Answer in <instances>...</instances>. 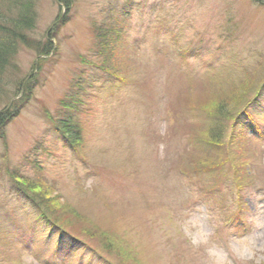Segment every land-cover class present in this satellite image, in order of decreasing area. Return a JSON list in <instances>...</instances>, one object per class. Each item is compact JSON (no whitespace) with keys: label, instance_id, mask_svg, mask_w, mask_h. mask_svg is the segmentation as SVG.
Instances as JSON below:
<instances>
[{"label":"rangeland","instance_id":"obj_1","mask_svg":"<svg viewBox=\"0 0 264 264\" xmlns=\"http://www.w3.org/2000/svg\"><path fill=\"white\" fill-rule=\"evenodd\" d=\"M123 7L128 21L117 26L116 47L123 61L116 62L125 63L118 73L129 72L134 79L108 83L86 64L103 63L98 36L119 20L109 11ZM70 10L66 16L58 0H36L26 37L42 49L51 36L52 50L45 57L21 47L5 69L0 110L32 93L0 137V264H65L41 241L34 252L24 244L25 236L40 228L22 225L37 214L30 208V214L18 215L14 181L27 185L26 191L33 188L43 205L54 209L44 206L47 216L80 238L83 249L71 257L72 264H264L262 198L250 193L246 213L238 215L237 197L224 190L227 185L216 186L217 192L206 181L198 183L214 196L192 188L193 173L205 177L209 166L226 184L236 180L233 157L225 167L220 153L198 151L203 139L209 141L217 106L227 113L243 96L251 101L253 128L264 129V5L78 0ZM175 30L182 42L193 39L194 55H175L168 45L158 52L163 33ZM124 46L134 53L125 56ZM78 85L87 93L77 116L83 141L73 154L52 129L70 119L64 105L67 96L78 97ZM223 127L221 148L232 135L231 124ZM239 132L243 135L235 138ZM236 135V153L250 149L254 159L261 157L251 172L264 182V147L251 149L243 132Z\"/></svg>","mask_w":264,"mask_h":264},{"label":"trees","instance_id":"obj_2","mask_svg":"<svg viewBox=\"0 0 264 264\" xmlns=\"http://www.w3.org/2000/svg\"><path fill=\"white\" fill-rule=\"evenodd\" d=\"M254 4L257 5H264L263 0H250ZM78 0H58L59 7L62 8V10H65L66 16L70 13V9L77 3ZM36 3V0H0V93L2 92L1 88H3L6 83V78H3L5 75V69L11 64L13 60L16 57V54L18 53L19 49L21 47H25L30 50H36V54L39 56H45L47 57L51 50H52V43L50 36V40H47V43L43 46L42 49L40 48H34L32 45L29 44V40L26 37L28 35V32L33 27V19H32V9L34 7V4ZM110 13L115 14L119 20L116 23V25L113 26V31L109 30L106 34H103L101 36H98V40L101 41L99 43V47L97 49V52L100 55V60L103 61L102 64H86L91 69L93 68L94 72L98 75L97 79H100L102 81L110 80L108 83L113 82L115 79H118L120 83H127L133 81L134 76L131 75V73H125L121 75L118 73L119 67L121 65H124L122 63H118L116 61H123V58L118 57V51L116 49L117 45L120 44L119 40V34H120V28L123 26L127 21L128 17L126 8H122L120 12L117 11V8H114V11ZM65 19V18H64ZM112 19L110 18L108 20V23H111ZM192 25V24H189ZM118 26V27H117ZM189 29V31H188ZM169 30V29H168ZM122 31V29H121ZM186 31L193 32L194 29H192L190 26H186ZM195 32V31H194ZM223 32L230 33L229 30L224 29ZM122 33V32H121ZM195 34V33H194ZM163 36L166 38L165 42L162 44L163 47H160L158 49V52L162 50L164 47L166 48L167 45L169 49H173L175 52V55L179 56H186L191 51V54L194 55L196 52L193 51L194 47V41L193 39H190L188 41L182 42L180 33L178 30H175L173 32L166 31V33H163ZM195 36V35H194ZM193 46V47H192ZM126 51L125 56L129 55V52H133L134 50L124 46ZM158 52L156 54H158ZM116 62V64H114ZM35 68L37 67V64H34ZM91 66V67H90ZM227 68V67H226ZM229 69V68H227ZM37 70V69H36ZM115 77V78H114ZM100 80H96V82H99ZM5 82V83H4ZM22 84V82L20 83ZM261 85H264V81L261 82ZM110 86V85H109ZM92 86L89 85V89H91ZM76 94L78 97L74 96H67L68 101L64 108L69 111L70 119L68 120L66 118V121H62L61 123L56 124L53 126V137L56 139V141L60 142L61 144H65L70 151L74 154L77 147H79L82 144V132L79 127V118L77 117L79 114L82 113L84 109V98H86V91L85 88L80 85L77 86ZM88 89V90H89ZM19 90V89H18ZM87 90V91H88ZM32 93V89L27 94L23 95V97H19L17 102H8V104L0 110V137L3 136V130L9 124L12 122L14 118H16L21 111L20 109L25 107L31 100L30 94ZM99 95H102L100 93ZM244 95V94H243ZM257 95V94H256ZM256 95L251 99L253 102L256 101ZM26 96V97H25ZM132 96V95H131ZM115 98H117L115 96ZM114 98V100H115ZM242 102L239 103L237 106H235L234 109H231L229 112L224 113L225 110H223V105L217 106L216 113H213V116L211 118V121L209 120V123L212 125V129L210 130L209 137L207 138L209 141L205 142V139H203L199 146L201 148H198V151L204 152L205 150L209 153H220L222 156L221 162L226 167L228 164L227 161H230L232 164V157L233 160H236V167L233 166V174L232 176L236 179L232 181L235 189L230 187L231 185L226 184V180H221L215 177V172L217 169H213L212 167H207V169H210V171H207L205 177L203 176V172L200 173L198 171H195L192 175V180L194 182L192 188L197 189L199 191L200 195H205L206 193L213 195L214 191L212 192L211 188H214L218 192V187L220 184L221 186L227 185V187L224 189L225 191L232 190L235 193V196L237 197V207L241 208L236 212L238 215L242 212L243 214L246 213L245 210V201L246 198L249 197V195L256 194L259 197H262L264 200V182H259L260 179L256 178L253 173L251 172L256 165V161L261 159L253 158L252 150H247V152H242V150H238L237 153L235 152V144L232 142L235 138H237L238 135H243L242 133H237L236 130H240L244 133V135L247 137L250 136L248 130L251 128L253 134L248 138L249 144L251 149L257 148V146L264 147V129L260 128L259 126L257 128H253V122L249 120L248 118V106L250 105L251 101L248 102V99H245V97L242 96ZM135 101V98L133 99ZM117 108L116 106L114 107ZM150 110V109H149ZM115 111V110H114ZM193 114L195 115V110H192ZM75 116V117H74ZM264 117V116H263ZM239 118H241V121H237ZM260 118V117H259ZM226 122L228 124H231V130H230V140L229 142L223 145V148H221L219 145V142L221 141V138L223 137V130H224V123ZM260 126H262L260 124ZM256 127V126H254ZM236 135V137H233ZM222 135V136H221ZM250 153H249V152ZM235 156V157H234ZM182 157V156H180ZM81 160V159H80ZM184 160L181 159V161ZM83 161V160H82ZM185 161V160H184ZM218 165H216L217 167ZM206 167V166H205ZM224 168V167H223ZM206 169V168H205ZM204 169V170H205ZM189 175V173H188ZM191 176V175H189ZM39 177V176H37ZM264 177V176H263ZM232 178H230V181ZM208 182L210 185V189H206L203 186L198 185V183ZM15 184H12L14 186L13 189H11L13 196L16 199V211L18 215H22L26 212L30 214V208L35 211L36 218L28 217L24 219L23 224L27 229H30V227H33L34 225L40 228V232L38 233L37 230H35V234L31 236H25V245L28 243V246L31 244V247L33 246L34 249L32 250L34 252L35 249H38L40 247V243L45 246L47 245V248H50L52 258L54 260H59L60 263L65 264H72L71 257L73 255L78 254V252L83 249L81 247L82 244L79 241L80 238L77 239V237L67 230V228L62 227L60 224H58L56 221L51 220L47 214L44 212V206L46 209H48L49 212H54V209L50 205H43L42 200L39 199L40 196H37L33 188L28 189L27 191L24 190L26 186L22 185V183H18L14 181ZM188 184V183H187ZM24 187V188H23ZM28 193L30 195H28ZM217 194V193H216ZM214 196V195H213ZM43 205V206H42ZM38 210V211H36ZM5 214V213H4ZM3 214V215H4ZM42 214V215H38ZM38 216V217H37ZM242 218V217H241ZM243 219V218H242ZM33 220V221H32ZM36 223V224H35ZM43 228V229H42ZM39 235V236H38ZM41 238V239H40ZM53 238V240H52ZM41 241V242H40ZM22 245V241L20 242ZM18 245V244H17ZM19 246V245H18ZM51 246V247H50Z\"/></svg>","mask_w":264,"mask_h":264}]
</instances>
